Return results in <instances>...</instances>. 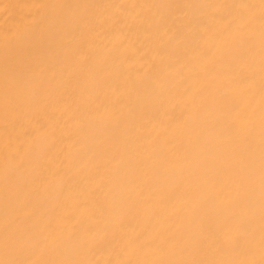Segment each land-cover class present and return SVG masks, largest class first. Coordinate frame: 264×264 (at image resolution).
<instances>
[{
  "label": "bare ground",
  "instance_id": "6f19581e",
  "mask_svg": "<svg viewBox=\"0 0 264 264\" xmlns=\"http://www.w3.org/2000/svg\"><path fill=\"white\" fill-rule=\"evenodd\" d=\"M0 264H264V0H0Z\"/></svg>",
  "mask_w": 264,
  "mask_h": 264
}]
</instances>
